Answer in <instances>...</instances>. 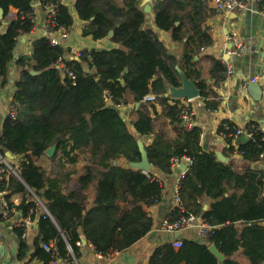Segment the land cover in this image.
<instances>
[{
  "label": "trees",
  "instance_id": "trees-1",
  "mask_svg": "<svg viewBox=\"0 0 264 264\" xmlns=\"http://www.w3.org/2000/svg\"><path fill=\"white\" fill-rule=\"evenodd\" d=\"M40 1L56 7L51 34L71 27L73 17L62 0ZM189 1L159 0L152 5L154 24L170 33V47L145 25L141 0H75L82 35L95 40L107 37L117 46L83 49L78 58L69 60L64 47L52 44L49 35L34 39L30 54L15 57L19 37L34 28L32 0H0L2 18L7 20L6 24L0 20L4 27L0 29V87L9 82L10 66L18 69L11 101L16 115L3 117L0 146L21 156L17 176L10 174L2 187L10 191L6 194L10 205L11 195H21L15 209L25 217L35 216L30 209L38 203L32 195L48 211L38 215L39 238L32 253L44 264L70 250L78 255L82 237L102 255L126 250L143 238L152 226L146 207L159 201L163 190L154 171L170 174L172 164L184 157L190 159L179 181L184 211L220 226L205 239L207 243L179 236V247L172 241L159 244L148 264H220L208 249L210 243L224 255L222 264H242L235 258L237 252L249 264L264 262V177L249 167L238 170L221 161L214 149L203 148L199 126L180 132V99L165 95L168 87L181 85V70L194 82L205 110H216L220 102L213 85L224 80L226 65L208 57L213 83L203 77L200 53L211 38L194 14L179 13L187 5L197 7ZM58 60L66 63L74 78L61 76L55 67ZM105 92L120 104H136L129 119L133 132L120 110L106 105ZM148 94L154 99L144 100ZM157 105L175 136L155 129ZM224 123L229 127L224 128ZM235 127L227 119L217 127L231 152ZM251 132L237 150L247 162L264 160V131ZM145 135H153L150 143H143L152 165L147 172L129 165L140 160L138 142ZM52 145L55 149L49 156L45 150ZM38 158L50 159V169L36 163ZM204 199H210L207 208L202 207ZM0 219L5 218L0 215ZM23 230L17 227V235ZM43 242L53 245L46 250L40 245Z\"/></svg>",
  "mask_w": 264,
  "mask_h": 264
},
{
  "label": "crops",
  "instance_id": "crops-1",
  "mask_svg": "<svg viewBox=\"0 0 264 264\" xmlns=\"http://www.w3.org/2000/svg\"><path fill=\"white\" fill-rule=\"evenodd\" d=\"M74 1L62 0L68 6L73 17V24L66 31L67 36L61 39L63 42L62 46L65 49V58L69 60L78 58L79 56L76 55L77 51L81 52L83 49H109L116 47L117 44L111 42L107 37L95 40L90 35H82L83 21L76 14ZM245 1L247 3L245 10L230 12L225 15L214 8L211 0H190L189 3L193 2L197 4V7L194 8L190 4L182 8L179 13L188 12L194 14L202 27L208 28L211 44L204 46L200 53L203 77L207 82L213 83V80L209 78L208 69L211 62L208 57L220 59L226 67L230 64L234 70V74L229 76L226 75L225 71L224 80L220 81L218 86L213 85L220 99L216 110H205L199 97L193 98L191 101L195 109L194 125L199 126L201 130V146L205 149H214L216 155L220 152L225 158L224 162L232 163L238 170L249 167L261 173L262 177H264V160L259 159L254 162H247L243 160L242 153L237 150V147L241 143L246 142L249 136L243 133L236 135L232 140L233 151L231 152L226 149L227 144L217 133V127L223 119L232 121L237 127L248 128L249 124H255L260 128H264V82L261 79L259 81L250 80L254 76L264 77V0ZM143 2L144 0H141V5L144 7ZM32 6L35 13L34 28L30 33L19 37L14 49L15 57L30 54L31 42L41 36L49 35L45 32L43 25L48 6L42 5L40 0H32ZM11 11L14 12L16 9L11 8ZM148 15L145 25L154 29L167 46H173L170 41V33L158 29L154 24L152 5ZM0 29L4 30V27L0 25ZM60 30L62 29L54 32L53 36L58 37ZM233 40L237 42L238 46L241 45L242 49L237 51V45L233 49L228 48V43ZM9 75V82L5 86L0 87V125L11 105L14 94V80L18 77V69L15 64L10 66ZM171 94V89H167L165 95L171 99H177ZM170 103H172V100H170ZM135 106V103H127L119 110L126 119L128 117L127 113H130ZM153 116L155 117L156 130L163 131L171 137L176 135V131L169 124L168 119L161 113L159 105L156 106V113ZM128 128L132 132L134 131L131 124ZM179 131L182 132L180 127ZM152 138L153 135H145L140 137V141L148 144ZM11 155L12 158L7 157V161L16 171V167L21 161V156L12 153ZM36 163L44 166L46 164L48 169H50L52 164L51 160L46 158H38ZM123 164L127 165L124 159ZM187 166L188 163L181 159L173 163L170 174L163 175L154 171L162 181L163 190L159 201L146 207L148 215L152 218V226L143 238L126 250H115L108 255H99L91 243L82 237L78 243V255L70 251L66 256L57 257V264H148L149 257L156 246L166 241H172L175 238L174 232H168L161 228V223L169 214L173 205L176 180L181 171ZM14 175L17 176V173ZM8 192L10 191L7 189ZM31 198L36 199V196L32 195ZM20 200V194H13L9 199L14 205L18 204ZM209 202L210 199H204L202 207L207 208ZM43 210L42 207H36L33 211L35 216L32 219H30L29 215L25 217L21 214V211L17 210L10 215L9 219H0V246L3 245L4 247L3 252L0 250V264H44L43 261L32 256L35 249L34 241L39 238L38 215ZM19 222L24 228L21 236H18L16 232V228L21 226H17ZM261 223H264V221ZM180 237L197 242H206L205 239H199L197 233L192 229L182 230ZM22 243H24L23 247ZM50 243L53 245L52 242ZM21 251H23L22 256H20ZM235 258L242 264H249L240 252L235 253ZM50 264L52 263L50 262Z\"/></svg>",
  "mask_w": 264,
  "mask_h": 264
},
{
  "label": "built area",
  "instance_id": "built-area-1",
  "mask_svg": "<svg viewBox=\"0 0 264 264\" xmlns=\"http://www.w3.org/2000/svg\"><path fill=\"white\" fill-rule=\"evenodd\" d=\"M159 0H148L150 5H153ZM213 3L214 8L217 11H220L227 15L230 12H235V11H243L247 8V3L245 0H211ZM48 6V11L46 13V17L44 20V29L45 32L49 34V40L52 44H61L62 45V38H65L67 36V30L62 29L59 32V36L55 37L50 33V26L54 25V15L56 13V7L53 5H47ZM48 36V35H47ZM230 39V37H229ZM234 41V40H233ZM235 42V41H234ZM236 50L242 49V46L237 44ZM236 47V46H235ZM77 56H80V51H77L76 53ZM55 67L59 69L61 76L68 75L71 78H74L73 72L68 68L66 63L62 60H58L55 64ZM234 70L233 67L230 66V64L226 67V75H233ZM261 79L262 82H264V77H252L250 80L251 81H259ZM104 98L106 105L114 106L117 107L118 109H121V107L124 104H120L118 100L113 99L111 95L108 92L104 93ZM144 100H153V96L148 94L145 95ZM192 99L188 98H180V104L181 109L179 110V119H180V129L181 131H187L190 130L193 125H194V116H195V109L192 106L191 103ZM6 114H9L10 117H15L16 115V110L14 105H10ZM5 114V115H6ZM229 126L224 123V128H228ZM252 130H262L264 131V128L258 127V125L255 124H249L248 128H243V127H235L234 131V137L240 133L246 134L247 136H251ZM219 135L224 139V133L221 132ZM242 153V152H241ZM185 162L188 164L190 163V159L188 157L183 158ZM176 162V161H175ZM174 162V163H175ZM173 165V164H172ZM187 168V167H186ZM185 169H183L178 176L175 184V193L173 195V205L169 211V214L163 219L161 223V228L165 231L168 232H175V231H182L186 229H192L194 230L197 235L203 239L208 238L214 231V229L218 228L220 225H213L209 224L202 216L196 215L192 212H185L181 203V199L179 196V181L183 177L185 173ZM16 171L10 166V164L7 161V156L4 155V153L0 149V215L6 219L10 218V215L15 212V205L7 201L6 194L7 190L2 187V184L8 179V176L12 173H15ZM36 201L38 205L36 207H42L45 211L44 205L38 200L36 197ZM34 209H30V213H32ZM42 210V209H41ZM48 213V212H47ZM23 226L20 222L17 224V226ZM43 248L46 250H49L52 247L51 243H42L41 244ZM172 245L174 247H179L181 245V238L175 237L172 240ZM70 250V248H69ZM71 251V250H70ZM99 255L100 253L97 252ZM52 264H57L56 260L51 261Z\"/></svg>",
  "mask_w": 264,
  "mask_h": 264
},
{
  "label": "water",
  "instance_id": "water-1",
  "mask_svg": "<svg viewBox=\"0 0 264 264\" xmlns=\"http://www.w3.org/2000/svg\"><path fill=\"white\" fill-rule=\"evenodd\" d=\"M144 4V12L146 14V18L149 17V11L151 9V5L148 2V0H144L143 2ZM3 9L0 7V20L2 21L3 24L7 23V20H3ZM112 35V30H110L108 32V36ZM236 46V42L232 41L230 43H228L227 47L228 48H234ZM30 72L32 74H36L38 73V71H34V70H30ZM180 73V77H181V85L179 87H168V89H171V95L177 98H188V99H193L199 96V91L197 89V87L195 86L194 82L187 78L182 72L181 70H179ZM120 115L123 117V113L120 112ZM124 118V117H123ZM138 147H139V151H140V155L141 158L139 161H130L129 165L133 168H137V169H141L144 172H147L149 170H151L152 165L148 160L146 151L143 147V143L141 141L138 142ZM0 149L3 151L4 155L7 156L8 158H12L11 153L4 147V146H0ZM55 149V146L52 145L49 148H47L45 150V153L49 156L52 155L53 151ZM217 157L221 160V161H225V158L222 156V154L220 152L217 153ZM47 211V210H46ZM48 212V211H47ZM49 214V213H48ZM181 235V231H175L174 232V236L178 237ZM85 240V239H84ZM208 249L209 251L219 260L220 264H222V261L224 260V255L217 249V247L215 246L214 243H210L208 245ZM0 250H2V252L4 251V247L3 245L0 246Z\"/></svg>",
  "mask_w": 264,
  "mask_h": 264
},
{
  "label": "rangeland",
  "instance_id": "rangeland-1",
  "mask_svg": "<svg viewBox=\"0 0 264 264\" xmlns=\"http://www.w3.org/2000/svg\"><path fill=\"white\" fill-rule=\"evenodd\" d=\"M128 114V117L126 118V121H127V125H128V127H130V120L128 121V119H130V113H127ZM45 167L47 168V166H46V164H45ZM199 239H201V237H199ZM203 239V238H202ZM201 239V240H202Z\"/></svg>",
  "mask_w": 264,
  "mask_h": 264
}]
</instances>
